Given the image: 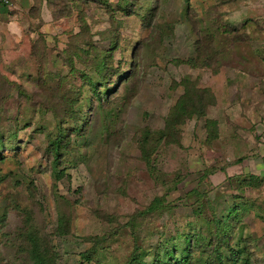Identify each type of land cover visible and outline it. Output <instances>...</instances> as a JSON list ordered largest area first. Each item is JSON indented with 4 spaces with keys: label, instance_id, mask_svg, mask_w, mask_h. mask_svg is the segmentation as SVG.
Segmentation results:
<instances>
[{
    "label": "rangeland",
    "instance_id": "1",
    "mask_svg": "<svg viewBox=\"0 0 264 264\" xmlns=\"http://www.w3.org/2000/svg\"><path fill=\"white\" fill-rule=\"evenodd\" d=\"M62 126L80 144L57 181L43 150ZM254 177L264 0H34L0 14V264H34L31 241L44 264L152 263L178 235L215 236L234 206L240 264H264Z\"/></svg>",
    "mask_w": 264,
    "mask_h": 264
},
{
    "label": "trees",
    "instance_id": "2",
    "mask_svg": "<svg viewBox=\"0 0 264 264\" xmlns=\"http://www.w3.org/2000/svg\"><path fill=\"white\" fill-rule=\"evenodd\" d=\"M40 2L41 0H36ZM43 1V0H42ZM44 3V2H43ZM42 3V5H43ZM14 10V9H13ZM13 10H11L13 12ZM42 8L40 9V11ZM108 58H113V54H109ZM101 68L104 69L106 64L104 61L101 62ZM99 100L101 101L104 95L102 94L101 90H98ZM77 132V128L75 130H70L66 127L59 129L57 135L52 137V132L48 134V146L43 150V159L49 162L50 167L53 170V176H55L56 180L59 181L63 176L64 172H59V166L61 161L65 155L71 153L80 142L75 138ZM78 137V136H77ZM258 185L263 184V179L255 178ZM241 217L239 209H236V206L229 207L223 212L218 219L214 216L215 219V236H207L204 233H193L191 237H187L185 241H180V236L178 235L179 239H176V245H174L171 249L168 245V242L159 244L155 251V261L152 263L143 262L141 259V255L136 256L131 261V264H240L241 254L238 252L237 248L232 247L233 241V223L237 218ZM209 239V241L207 240ZM207 242H209L207 244ZM32 243V250H31V257L34 264H44V262L40 261L37 258V250L39 246L37 243L31 241ZM166 247L164 250L162 249ZM227 247L229 250H225L222 247ZM161 247V249H160ZM210 247L213 249L211 252L212 255L208 256L207 259L201 260L200 258H196L194 253L197 251L203 252V249ZM225 252L227 255H225ZM35 257H34V256Z\"/></svg>",
    "mask_w": 264,
    "mask_h": 264
},
{
    "label": "crops",
    "instance_id": "3",
    "mask_svg": "<svg viewBox=\"0 0 264 264\" xmlns=\"http://www.w3.org/2000/svg\"><path fill=\"white\" fill-rule=\"evenodd\" d=\"M33 2L34 0H13V5H14L13 12L6 8L5 9L0 8V14L1 15H6V14L11 15L12 13H15L18 9L21 11H26L33 5Z\"/></svg>",
    "mask_w": 264,
    "mask_h": 264
},
{
    "label": "built area",
    "instance_id": "4",
    "mask_svg": "<svg viewBox=\"0 0 264 264\" xmlns=\"http://www.w3.org/2000/svg\"><path fill=\"white\" fill-rule=\"evenodd\" d=\"M0 8L13 10L14 9L13 0H0Z\"/></svg>",
    "mask_w": 264,
    "mask_h": 264
}]
</instances>
